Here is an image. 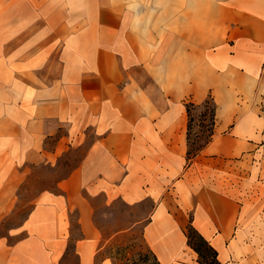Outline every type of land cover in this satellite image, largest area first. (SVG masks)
I'll return each instance as SVG.
<instances>
[{"label":"crops","instance_id":"obj_1","mask_svg":"<svg viewBox=\"0 0 264 264\" xmlns=\"http://www.w3.org/2000/svg\"><path fill=\"white\" fill-rule=\"evenodd\" d=\"M0 87L9 132L40 135L35 164L41 133H58L42 119L98 134L58 190L0 233V264H115L100 253L138 224L160 264H201L191 222L223 264H264V0H0ZM209 96L213 134L189 161L186 101ZM12 141L0 224L27 178ZM100 193L150 210L105 233Z\"/></svg>","mask_w":264,"mask_h":264},{"label":"rangeland","instance_id":"obj_2","mask_svg":"<svg viewBox=\"0 0 264 264\" xmlns=\"http://www.w3.org/2000/svg\"><path fill=\"white\" fill-rule=\"evenodd\" d=\"M44 72V71H43ZM48 74L49 71H46ZM3 87H0L2 90ZM5 102L0 101V111ZM209 108L196 107L193 109V121L191 129L192 148L203 145L207 139L211 125ZM17 125V123H15ZM8 122L0 116V151L6 149L15 140L20 149L10 151L12 164H16L17 172H25L27 178L19 188V200L13 215L0 224V233L8 227L21 223L30 212L35 197L44 190H58V182L68 176L74 168L80 165L84 154L91 144L97 141L98 134L92 126L82 128L75 125L71 128L69 122H61L58 119L46 118L39 123L42 130L48 127H58V133L47 135L41 133V140L46 141L42 148V161L36 163L31 160L35 157V145L40 137L39 133H15L11 134L7 129ZM10 125V123H9ZM8 125V126H9ZM73 130L70 132V130ZM22 131V127H21ZM25 146V149L23 147ZM26 146L28 149H26ZM54 149V152L51 150ZM45 159V160H44ZM104 194L93 197L96 206V220L105 233H109L118 227H130L135 220L142 219L150 210V203L144 205H128L122 200L106 204ZM76 218V213H73ZM78 230L74 229V236ZM110 253L115 264H158L153 253L143 238L142 224L123 232L114 242L100 253L99 257Z\"/></svg>","mask_w":264,"mask_h":264},{"label":"trees","instance_id":"obj_3","mask_svg":"<svg viewBox=\"0 0 264 264\" xmlns=\"http://www.w3.org/2000/svg\"><path fill=\"white\" fill-rule=\"evenodd\" d=\"M196 107H205L209 108V112L211 115V125L209 128V133L207 136V139L205 143L199 147H196L195 149L192 148L191 144V129H192V121L194 119L193 117V109ZM186 109L189 115V149L187 152L188 160L190 161L195 155H197L201 149L211 140L214 124L216 121V109L217 105L215 101L213 100L212 96H209L206 100H204L201 103H196L193 100H187L186 101ZM186 234L188 237V243L190 246H192L199 254V262L201 264H223L218 259V253L216 248L211 245V243L204 238V236L194 227V225L189 223L186 229ZM150 249V248H149ZM151 250V249H150ZM152 252V250H151ZM153 253V252H152ZM154 257L157 260V257L153 253ZM158 264L159 261L157 260Z\"/></svg>","mask_w":264,"mask_h":264}]
</instances>
